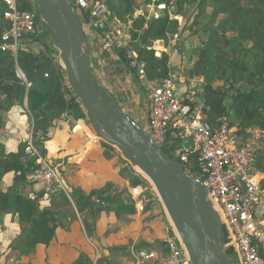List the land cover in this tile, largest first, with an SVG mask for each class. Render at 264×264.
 <instances>
[{
    "label": "trees",
    "instance_id": "1",
    "mask_svg": "<svg viewBox=\"0 0 264 264\" xmlns=\"http://www.w3.org/2000/svg\"><path fill=\"white\" fill-rule=\"evenodd\" d=\"M112 14L122 21L132 19L129 29L130 49L143 64L149 79L161 82L169 77V55L162 52L155 56L154 41H166L178 33L179 25L169 14L146 19L142 15L132 18L135 6H145L150 0H104ZM165 6L174 5L176 13L187 5L196 4L198 13L194 17L193 33L202 32L204 37L194 48V60L188 74L204 80L201 95V113L204 120L214 123L218 118H226L239 128L242 134L249 127L264 130V0H157ZM21 9H31L28 0H19ZM175 13V14H176ZM37 18L39 19L38 15ZM192 25V26H193ZM8 27L2 19L0 6V34ZM46 27L43 23L42 28ZM198 28V29H197ZM97 43V50L102 46ZM103 48L98 58H102ZM113 52L111 48L109 54ZM125 71L136 77V70L128 66V58L123 49H114ZM253 56L257 61L249 64L247 58ZM19 68L24 74L20 78ZM238 77L244 78L248 88L237 87ZM222 80V83L218 81ZM213 82L216 84L213 85ZM32 118V137L43 155L46 154L44 142L48 139L49 128L59 121L69 119L86 120L81 104L66 83L64 71L57 59L49 52L34 53L28 47L21 48L16 56L0 54V127L3 124L1 111L5 105L23 104ZM118 103H120L118 101ZM246 135V134H245ZM104 147L113 146L102 141ZM23 143L15 151H6L0 144V220L3 214L15 216L19 227L18 234L9 247L18 257L30 255L38 244L48 245L59 226L69 225L80 218L87 238L98 239L97 222L102 213H112L117 222L128 223V216L136 214V201L129 189L145 182L134 175L121 161L119 175L128 186L119 189L112 182L89 191L80 188L70 189V198L63 192L52 193L46 205H40L43 191L31 197L21 191L26 183L25 174L31 170L32 163L22 157ZM165 151V150H164ZM261 168L264 183V140L260 143L255 159ZM63 167V166H62ZM61 169V168H60ZM13 173L12 183L5 189L1 186L3 176ZM33 184V183H31ZM141 214L153 213L159 208V201L149 190L141 194ZM99 256L95 264H121V259L135 258L132 250H154L157 257L143 262L159 264L166 256L164 238L153 236L149 240L97 247ZM107 251V254L104 253ZM227 249V254L230 253ZM94 250L79 251L78 256L68 264H92ZM18 259V258H17Z\"/></svg>",
    "mask_w": 264,
    "mask_h": 264
},
{
    "label": "built area",
    "instance_id": "2",
    "mask_svg": "<svg viewBox=\"0 0 264 264\" xmlns=\"http://www.w3.org/2000/svg\"><path fill=\"white\" fill-rule=\"evenodd\" d=\"M28 1L33 6L31 9H21L19 0H0L2 19L8 24L0 34V54L9 53L15 57L21 48L30 45L43 32V22L39 16L37 18L34 0ZM67 1L82 23L83 32L87 33L85 36L89 35L87 38L101 43L100 49L112 48L116 59L119 57L114 49L125 51L128 66L136 70L137 85L146 103L145 114L133 121L149 135L152 142L182 165L186 175L204 185L224 232L225 250H231L227 254L230 261L233 264H264V183L261 168L255 164L264 130L252 126L244 130L245 135L226 118H218L214 123L204 120L201 113L203 88L189 84L180 89L174 84V75L170 73L161 82L147 77L143 64L128 46L132 19H119L112 14L104 0ZM147 6L150 7V4ZM157 8H164V3L159 2ZM139 14L137 11L134 17ZM160 16L154 13L153 17L145 18ZM100 49L93 54V60L102 67L105 58H98ZM16 72L24 79L19 68H16ZM24 104L26 106L25 101ZM120 106L122 108V104ZM114 149L125 161L124 165L145 182V187L129 189L136 205H142L141 194L146 189L158 198L152 184L123 159L117 148ZM23 158L32 163L31 170L25 174V181L41 185L43 194L39 204L48 202L50 195L56 192H63L70 198V190L59 176L63 163L43 155L34 143L32 133L25 139ZM164 231L166 256L161 263L190 264L170 220L164 225ZM88 242L92 244L89 239ZM92 247V264H95L99 251L95 245L92 244ZM132 253L137 262L157 257L156 251L148 249L132 250Z\"/></svg>",
    "mask_w": 264,
    "mask_h": 264
},
{
    "label": "water",
    "instance_id": "3",
    "mask_svg": "<svg viewBox=\"0 0 264 264\" xmlns=\"http://www.w3.org/2000/svg\"><path fill=\"white\" fill-rule=\"evenodd\" d=\"M37 14L59 48L67 84L98 137L117 148L152 184L177 232L190 264H233L224 247V232L207 198L206 188L185 174L182 165L150 140L100 84L93 52L82 23L67 0H34Z\"/></svg>",
    "mask_w": 264,
    "mask_h": 264
},
{
    "label": "rangeland",
    "instance_id": "4",
    "mask_svg": "<svg viewBox=\"0 0 264 264\" xmlns=\"http://www.w3.org/2000/svg\"><path fill=\"white\" fill-rule=\"evenodd\" d=\"M158 3L159 2H157V0H150L147 4H145V6H135L132 18H134L135 13L139 11V15H142L146 18L151 16L153 17L154 13H158V15L167 13L170 17L177 19L179 25L178 33L173 36H170L166 41L157 40L153 42L152 48L155 51V56H159L162 52H166L169 55L170 74L174 75V84L176 85V87L181 89L189 84H195L196 88H203V79L191 77L188 74V70L191 68L195 57L193 50L199 45V43L203 40L204 37L202 32H199L198 34L193 33L196 27H194L192 22L194 20V17L198 13V8L196 7V4L185 6L183 10L180 11V14H178L176 13L177 11L174 5L165 6L164 4V8L158 9ZM149 4L150 7L147 6ZM123 34H125L124 29ZM87 37H89V35H87ZM87 39L90 43L93 54L96 53L98 46L95 42V39ZM27 47L34 53H38L40 51L45 53L49 52L55 59L59 60V48L56 39L52 31L47 27H43V32L41 33L40 37L33 41ZM110 49L111 48H106L103 50L102 58H105L104 66L98 67V69L96 68V71L94 72L98 77L99 83L107 87L108 90L114 96L116 94L115 98L120 102V104H122V106H132L134 101L131 100L132 98L129 97V95H127L126 93L127 89L130 88V77L128 76L127 71L124 70L122 63L119 62V59H116L113 55L109 54ZM247 60L249 61L250 66L254 61H257L256 58L253 56H249ZM92 63L95 69V63ZM95 65L97 67V64ZM237 79H239L237 84V87L239 89L244 90L248 88L244 78L241 79L240 77H238ZM218 83L221 84L222 80L218 81ZM213 85L215 86L216 84L213 82ZM1 115L3 118V124L0 127V143H3V146L6 150H13L15 148L17 149V145L23 143V157V147L25 145V139L32 133V118L27 112L25 104L23 103L21 105L19 103H15L11 106L6 104L5 109L1 111ZM62 122H66V120ZM263 140L264 139H262L261 142ZM50 159H52L53 161H60L54 158V156H51ZM61 170L62 168L59 169L60 180L64 182L65 187L70 190V187L63 179ZM3 188L5 189L6 187ZM21 191L24 194L28 195L27 189L21 188ZM154 193L155 195H157L156 192ZM47 203L48 202L42 204L40 203V205L43 206ZM136 209L137 214L134 216L133 221L130 223V225H128L127 229L122 230L121 232L119 228H110V240L112 241V243L125 242L127 239H135V242L137 243L142 240H149V238L156 236V233H159V229L164 230V225L167 224V221L169 219L160 202L159 208H157L158 210L154 211L153 213H145L143 215L140 214L139 211L141 212L142 205H136ZM5 220L7 221V224H4ZM13 227V217H11V215L9 214H3L0 220V239L2 242H7L9 241V239L15 238V236L17 235V229H14ZM90 242L97 247H99V245L104 246L102 245V243H99L96 239H91ZM10 243L7 245L6 251H10V254L13 257L14 252L12 251V248L9 247ZM88 244L91 248V251L93 248L92 244H90L89 242ZM6 251H3L2 253L0 252V264H7L6 262L9 263L10 255L7 254ZM105 252L107 251L104 250V253ZM1 256L4 257L1 259ZM231 260H233V257H231ZM161 262L162 261H160L159 264H162ZM142 263L143 262H137V260L133 257L128 260L121 259V264Z\"/></svg>",
    "mask_w": 264,
    "mask_h": 264
},
{
    "label": "crops",
    "instance_id": "5",
    "mask_svg": "<svg viewBox=\"0 0 264 264\" xmlns=\"http://www.w3.org/2000/svg\"><path fill=\"white\" fill-rule=\"evenodd\" d=\"M111 53L113 55V52ZM94 66L95 69L93 67V70L96 71L99 66L96 67L95 64ZM127 73L131 84L126 93L134 103L132 106L124 105L122 109L129 117L135 119L145 114L146 105L143 100V92L137 85L136 77L128 70ZM47 138L44 142L46 155L48 157L54 156L63 163L62 176L70 189L76 187L87 192L91 189L100 188L107 182H112L119 189L128 186V182L120 177L118 173L122 158L115 149L108 150L103 146L102 140L93 131L87 120L75 121L68 118L66 122L59 121L49 128ZM0 144L3 146L2 142ZM15 150L16 148L6 151ZM12 178V172L5 174L1 186H9L12 183ZM21 188L27 189L28 195L32 196L35 192L41 190V185L26 182ZM139 213L141 214L140 211ZM136 214L128 216L130 221L124 223L117 222L112 213H102L96 226L97 241L104 246L113 244L110 240V228H119L122 232V230L127 229ZM11 217L14 219L13 228L17 229L16 233L18 234L19 227L16 218L13 215ZM4 224H7L6 220ZM156 236L164 238L165 231L159 229ZM88 239L79 218L69 225L66 223L64 226L57 227L52 241L48 245L38 244L30 255L19 258L17 252L13 251L14 255L12 257L10 251H6V249L13 239H9L7 242H2L0 239V245L2 244L0 252L6 251L10 255L7 264H68L78 256L80 250L90 252ZM132 241L135 242V239H132ZM105 253L107 254V252ZM3 257L1 256V259Z\"/></svg>",
    "mask_w": 264,
    "mask_h": 264
},
{
    "label": "bare ground",
    "instance_id": "6",
    "mask_svg": "<svg viewBox=\"0 0 264 264\" xmlns=\"http://www.w3.org/2000/svg\"><path fill=\"white\" fill-rule=\"evenodd\" d=\"M138 170V169H137ZM139 172H140V174H142L143 175V173L140 171V170H138ZM147 180H148V178L145 176V175H143ZM149 181V180H148ZM150 182V181H149ZM169 219V218H168Z\"/></svg>",
    "mask_w": 264,
    "mask_h": 264
}]
</instances>
